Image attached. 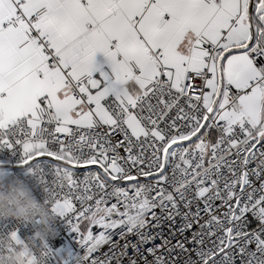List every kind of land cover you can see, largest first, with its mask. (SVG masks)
<instances>
[{
  "label": "snow or ice",
  "instance_id": "snow-or-ice-1",
  "mask_svg": "<svg viewBox=\"0 0 264 264\" xmlns=\"http://www.w3.org/2000/svg\"><path fill=\"white\" fill-rule=\"evenodd\" d=\"M4 165L28 264H264V0H0Z\"/></svg>",
  "mask_w": 264,
  "mask_h": 264
},
{
  "label": "built area",
  "instance_id": "built-area-1",
  "mask_svg": "<svg viewBox=\"0 0 264 264\" xmlns=\"http://www.w3.org/2000/svg\"><path fill=\"white\" fill-rule=\"evenodd\" d=\"M5 170L0 179V222H27L34 227L26 244H15L0 235V264H28L33 251L55 239L56 219L32 176L23 171L14 172L9 166Z\"/></svg>",
  "mask_w": 264,
  "mask_h": 264
},
{
  "label": "crops",
  "instance_id": "crops-1",
  "mask_svg": "<svg viewBox=\"0 0 264 264\" xmlns=\"http://www.w3.org/2000/svg\"><path fill=\"white\" fill-rule=\"evenodd\" d=\"M0 168H1L0 169V178H1L3 176V172H2L3 171V166H0Z\"/></svg>",
  "mask_w": 264,
  "mask_h": 264
},
{
  "label": "rangeland",
  "instance_id": "rangeland-1",
  "mask_svg": "<svg viewBox=\"0 0 264 264\" xmlns=\"http://www.w3.org/2000/svg\"><path fill=\"white\" fill-rule=\"evenodd\" d=\"M1 169V168H0ZM6 170L3 171V174H5Z\"/></svg>",
  "mask_w": 264,
  "mask_h": 264
},
{
  "label": "flooded vegetation",
  "instance_id": "flooded-vegetation-1",
  "mask_svg": "<svg viewBox=\"0 0 264 264\" xmlns=\"http://www.w3.org/2000/svg\"><path fill=\"white\" fill-rule=\"evenodd\" d=\"M6 166H7V165H4L3 168L5 169Z\"/></svg>",
  "mask_w": 264,
  "mask_h": 264
}]
</instances>
